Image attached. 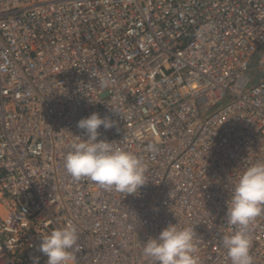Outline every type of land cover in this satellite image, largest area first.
Wrapping results in <instances>:
<instances>
[{"label": "built area", "instance_id": "2783aa9c", "mask_svg": "<svg viewBox=\"0 0 264 264\" xmlns=\"http://www.w3.org/2000/svg\"><path fill=\"white\" fill-rule=\"evenodd\" d=\"M93 112L117 122L98 139L147 163L139 193L67 173ZM257 162L264 0H0V264H46L41 235L70 223L71 264H153L144 243L175 223L199 264H230L227 201ZM248 232L264 264V212Z\"/></svg>", "mask_w": 264, "mask_h": 264}, {"label": "clouds", "instance_id": "9594fccd", "mask_svg": "<svg viewBox=\"0 0 264 264\" xmlns=\"http://www.w3.org/2000/svg\"><path fill=\"white\" fill-rule=\"evenodd\" d=\"M97 77L95 73H91ZM111 83L101 79L102 86ZM110 106V105H109ZM114 114L125 118L118 106H110ZM116 121L98 112L78 121L77 127L84 135L72 143V151L65 158V169L74 179L89 178L106 190L123 194H137L149 178L148 165L142 157L117 147L114 141L98 139L100 128L110 129ZM140 139V135L137 134ZM154 148V146H153ZM264 212V162L249 166L235 183L227 201V221L236 230L222 237L230 264H254L251 255L252 237L249 224ZM195 227H178L169 224L157 237H150L143 246V255L151 258L153 264H199L198 244ZM37 251L47 257L46 264H71L78 251L80 232L70 223L56 228L50 234L41 235ZM32 264H40V257L34 256Z\"/></svg>", "mask_w": 264, "mask_h": 264}]
</instances>
